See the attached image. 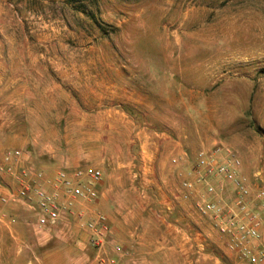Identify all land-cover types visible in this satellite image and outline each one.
Segmentation results:
<instances>
[{"label":"rangeland","instance_id":"obj_1","mask_svg":"<svg viewBox=\"0 0 264 264\" xmlns=\"http://www.w3.org/2000/svg\"><path fill=\"white\" fill-rule=\"evenodd\" d=\"M0 5V155L24 152L15 173L27 164L46 177L77 167L103 174L95 201L48 227L28 207L4 205L0 264H234L208 217L168 190L141 188V131L166 140L164 172L179 195L198 152L221 144L264 185V0ZM93 214L111 230L101 248L90 245Z\"/></svg>","mask_w":264,"mask_h":264},{"label":"built area","instance_id":"obj_2","mask_svg":"<svg viewBox=\"0 0 264 264\" xmlns=\"http://www.w3.org/2000/svg\"><path fill=\"white\" fill-rule=\"evenodd\" d=\"M23 160L26 156L19 149L0 155V217L4 205L20 203L32 211L36 226L44 228L63 219L73 204L95 201L99 196L103 174L98 168H62L46 177L26 164L15 173L16 165ZM181 160V156L176 157L173 163ZM241 166L240 156L222 144L199 151L192 168L194 180L183 181L180 198L191 200L192 209L212 221L234 264H264V185L249 182L241 174ZM5 175L12 176L14 185L4 181ZM203 183L206 189L195 194L197 185ZM226 185H231V193L225 197ZM86 226L92 234V247L101 248L110 242L111 230L105 216L93 215L86 220Z\"/></svg>","mask_w":264,"mask_h":264},{"label":"crops","instance_id":"obj_3","mask_svg":"<svg viewBox=\"0 0 264 264\" xmlns=\"http://www.w3.org/2000/svg\"><path fill=\"white\" fill-rule=\"evenodd\" d=\"M3 11V6L0 5V28L2 25H5L6 17ZM0 45V53H1ZM2 61L0 60V67ZM3 80V75L0 72V82ZM111 125V124H110ZM112 126V125H111ZM166 140L161 138L150 139L146 137V133L141 131V188H153L155 191H158L159 194H163L165 190H168L173 199L181 200L180 203L184 204V209L191 208V200H182L180 195L177 194L180 190L176 187L174 173L168 171V174L164 172L167 167L168 159L164 158L163 154L160 152L161 149L166 146ZM179 153H177L178 155ZM158 168V175H156V169ZM167 171V170H166ZM191 176L194 177L192 170L189 172ZM100 186V185H99ZM98 186V188H99ZM206 189V185L199 184L196 187L195 194L202 192ZM173 199L170 200L171 205H175ZM30 210V209H29ZM32 212V211H31ZM188 212V210H187ZM34 215V214H33ZM95 215V214H93ZM91 215L90 217H92ZM192 214H187V217ZM194 219V218H193ZM264 231V229H263Z\"/></svg>","mask_w":264,"mask_h":264}]
</instances>
